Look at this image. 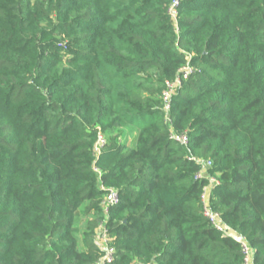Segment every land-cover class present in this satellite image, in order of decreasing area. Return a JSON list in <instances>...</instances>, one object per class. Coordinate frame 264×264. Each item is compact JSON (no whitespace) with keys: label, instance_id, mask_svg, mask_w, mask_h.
I'll return each instance as SVG.
<instances>
[{"label":"trees","instance_id":"16d2710c","mask_svg":"<svg viewBox=\"0 0 264 264\" xmlns=\"http://www.w3.org/2000/svg\"><path fill=\"white\" fill-rule=\"evenodd\" d=\"M174 1L0 0V264H264V0Z\"/></svg>","mask_w":264,"mask_h":264},{"label":"built area","instance_id":"2783aa9c","mask_svg":"<svg viewBox=\"0 0 264 264\" xmlns=\"http://www.w3.org/2000/svg\"><path fill=\"white\" fill-rule=\"evenodd\" d=\"M178 4V1L175 0L173 4L171 5L168 13L171 17V19L175 22L176 20V6ZM192 69L188 65L184 68H182L179 73L172 79L167 80L164 84V89L161 93V102H162V109L165 113V121L169 122L168 118V112L170 109V103L171 98L175 90L181 85L182 81L187 79L188 75L191 73ZM170 139L173 141H176L180 145H187V136L186 134L177 135L175 133H170ZM105 143V138L101 134L98 136L97 141V149L101 148V146ZM201 166V171L198 172L195 175L196 179H202L204 177V172L207 167L211 165L209 161H196ZM218 184V180L214 177L208 178V185L205 186L202 189V195H201V203H202V214L203 216L209 221V223L214 227L217 231L229 234L227 232V229L223 226V224L220 221V216L218 213L213 212L210 210L207 199L209 190L216 186ZM119 202V194L115 190H110L106 193L104 196L103 202H102V208H103V214L107 217L109 208L117 205ZM95 241L98 245V247L102 250V256L98 260L96 264H112L115 259V249L111 245L112 238L107 230V228L104 226L103 222L98 225V227L95 230ZM240 248H241V254H242V264H252V255L253 251L247 244V242L244 239H238Z\"/></svg>","mask_w":264,"mask_h":264},{"label":"rangeland","instance_id":"374dc122","mask_svg":"<svg viewBox=\"0 0 264 264\" xmlns=\"http://www.w3.org/2000/svg\"><path fill=\"white\" fill-rule=\"evenodd\" d=\"M116 134H118L121 143L128 144L129 146H133L135 144V132H133L130 128L127 127L125 129H121L117 131ZM86 221L87 218L83 214V210L79 209L74 219V227L77 228L78 230L77 239H78L79 247H81L80 242L82 238V233L85 230Z\"/></svg>","mask_w":264,"mask_h":264}]
</instances>
